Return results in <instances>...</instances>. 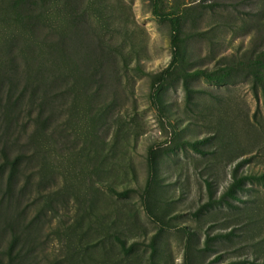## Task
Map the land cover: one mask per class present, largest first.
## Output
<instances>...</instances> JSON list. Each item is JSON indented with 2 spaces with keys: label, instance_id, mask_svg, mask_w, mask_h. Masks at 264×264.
<instances>
[{
  "label": "rangeland",
  "instance_id": "rangeland-1",
  "mask_svg": "<svg viewBox=\"0 0 264 264\" xmlns=\"http://www.w3.org/2000/svg\"><path fill=\"white\" fill-rule=\"evenodd\" d=\"M153 5L0 0V264H264V0H159L177 135Z\"/></svg>",
  "mask_w": 264,
  "mask_h": 264
},
{
  "label": "trees",
  "instance_id": "trees-1",
  "mask_svg": "<svg viewBox=\"0 0 264 264\" xmlns=\"http://www.w3.org/2000/svg\"><path fill=\"white\" fill-rule=\"evenodd\" d=\"M159 0H154L153 5V13L157 17L160 18H167L171 22V28H172V37H171V45L173 50V57L169 64V66L163 71L161 77L159 78V81L157 85L155 86L154 90H152L151 93V103L153 108L158 112V115L166 122L168 123L174 132V135H177L178 133V127L174 123V121L164 112V110L161 107L160 104V94L164 88L165 82L167 80L168 75L171 73L173 68L176 66L180 56H181V46H180V34H181V22L180 18L176 14H170V13H161L159 11ZM155 147H152L149 152V165H150V177L147 183V193H149V190L152 185V178L154 176V168H155ZM146 210L148 211L149 216L155 220L156 222H159L154 214L152 213L149 204L146 201ZM185 264H190L188 255L186 256Z\"/></svg>",
  "mask_w": 264,
  "mask_h": 264
}]
</instances>
